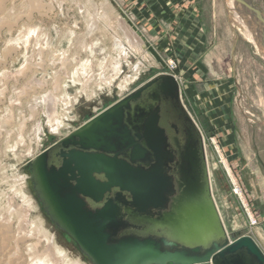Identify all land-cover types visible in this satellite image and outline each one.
I'll return each instance as SVG.
<instances>
[{
    "label": "rangeland",
    "instance_id": "374dc122",
    "mask_svg": "<svg viewBox=\"0 0 264 264\" xmlns=\"http://www.w3.org/2000/svg\"><path fill=\"white\" fill-rule=\"evenodd\" d=\"M108 1L114 13L140 34L146 43V51L153 48L165 64H160L150 52V62L131 52L124 60L122 54L119 56L123 57L122 74L112 92L107 87H97V77L90 75L86 77L87 80L91 77L87 88L88 91L95 89L96 94L90 98L80 94L83 82L74 86L69 80L71 63L60 56L49 57L44 49L43 57L37 56L40 47L36 44L30 47L21 43L18 49L23 50L17 56L11 53L12 59L4 63L3 56L10 52L12 41L25 32V26L21 30L0 31V163L13 166L10 174L21 173L25 190L27 188L26 192L35 204L31 214L42 218L58 245L73 258L81 260L82 264H94L50 215L39 192L34 165L44 151L150 79L159 74H174L181 81L183 102L204 136L207 163L212 170L209 174L213 197L230 240L250 236L264 252V56L232 22L222 0H197L199 11L193 19L182 15L184 3H162V8L168 9L171 4L176 12L170 14V9H166L157 20L155 14L152 16L148 12L152 5L147 3L133 6L127 0ZM246 1L264 12V0ZM93 6V12L104 17V0H95ZM1 9H13L15 14L0 19V24L24 18L45 30L54 45L60 37H65V49L70 48L74 41L71 35L76 34L82 39L78 43L80 60L87 61L86 58H91L94 53L101 60L107 58L103 20L99 19L101 28L90 34L89 24L74 1L61 0L57 4L54 0H0ZM166 15L173 16V19ZM155 24L160 26L158 32L154 29ZM154 59L157 66L152 64ZM171 60L175 67L169 69L166 64ZM139 63L142 69L139 77L132 80L127 90L120 92L117 84L124 77L132 76ZM62 87L66 88L74 105L69 117L65 118L66 129L57 135L49 129L40 99L53 91L59 94ZM19 133L25 137L26 143L18 152L17 163L13 155L3 158L2 152L8 137L14 142ZM31 137L35 141H31ZM15 228L14 223L0 222V250L5 252L0 253V264L27 262L26 247L21 243L20 235L15 234ZM32 239L29 242L36 243L37 250L42 251L44 243L38 244V238Z\"/></svg>",
    "mask_w": 264,
    "mask_h": 264
},
{
    "label": "water",
    "instance_id": "95a60500",
    "mask_svg": "<svg viewBox=\"0 0 264 264\" xmlns=\"http://www.w3.org/2000/svg\"><path fill=\"white\" fill-rule=\"evenodd\" d=\"M222 2L264 52V12L246 0ZM80 129L44 151L34 170L43 202L64 226L54 221L94 264L133 256L152 264H264L252 237L228 236L201 130L174 76H155Z\"/></svg>",
    "mask_w": 264,
    "mask_h": 264
},
{
    "label": "bare ground",
    "instance_id": "6f19581e",
    "mask_svg": "<svg viewBox=\"0 0 264 264\" xmlns=\"http://www.w3.org/2000/svg\"><path fill=\"white\" fill-rule=\"evenodd\" d=\"M54 1H56L57 4L61 2V0H54ZM71 1L75 2L83 18L89 24L90 34L93 31H96L101 28L99 25V19L103 20L104 22L103 23L104 24V36H103L104 51H105V54L107 55V58H105L104 60H101L99 59L98 56H96V53H94L91 58L86 56L87 61H83V58H81L80 60L78 43H80L82 39L81 38L78 39L76 37L77 36L76 34L71 35L73 36L74 41L71 43L69 49H65L63 47V40L66 39L65 37H62V38L60 37L57 40L58 43L54 45L53 43L50 42V39H51L50 35L45 30H43L42 28L36 27V24L33 22H30L29 20H25L24 18H17L15 19V21H13V23H10L8 21V22H4L0 24L1 32L12 31L14 28H18L21 30V27L25 26V32L22 35H19L18 38L12 41L13 45L8 50L10 52L6 53L3 56L4 60L2 61H4V63L7 62L12 57V54L17 56L18 53L23 50L22 48H21L22 50L18 49L21 47V43L29 44L30 47L33 44H36V46L40 47L38 49L39 53L37 54V56L43 57L44 55L43 49H44L48 53L49 57L50 56H60V57H63L64 60L71 63L72 68L69 74V80H70V83L73 84L74 86L77 85L78 83L83 82V86H82L80 94L82 93L86 94L87 98H90L96 94L97 91L95 89L92 91H88V88H87V82L90 80L91 77H94V76L97 77V80H96L97 87L99 88L107 87V89L112 92L113 86L116 85V82L120 77V74H122L121 71H122V58L123 57L120 58L122 54L124 55V58H123L124 60H126L127 58V56L125 57V55L127 53L130 54L131 52L137 58L139 56L143 59V61L145 60L148 62H150V60L152 59V58L150 59L152 55L146 51L145 49L146 43L141 39V37L139 36V33L135 31L132 27H130L123 18L119 17L118 14L114 13L113 11L114 9L111 6L112 4L110 5L109 3L110 1L104 0V17H101V14L97 12H93V9H94L93 4L95 0H71ZM229 6L232 10V11L231 10L229 11V14L231 17L230 19L232 20V22H234L236 27L240 29V31L244 34L247 40L256 47L258 53L264 56V52L259 47L254 34L244 24L243 19L240 17V15L237 12L236 13L233 12L234 11V9H232L233 7L231 5ZM13 14H15V10L13 9L11 10L1 9L0 19L10 18ZM16 44H19V46H17ZM44 44L45 46L44 48H42ZM154 62L152 64L157 66V62L155 59H154ZM42 63H44V59L42 60ZM140 64L141 63L137 65V67L135 68V73L132 76L124 77L123 79H121L122 81L117 84L120 92L123 93L125 90H127L132 80L134 81L136 77H139L138 75L140 71L142 70L140 67ZM90 75L91 77L87 80L86 77ZM178 84L180 85V89H181V81L180 82L178 81ZM65 89L66 88L63 89L62 87V90L59 94L53 91L47 97H43L42 99H40V102H42V105H43L44 114H46L47 116V122H48L47 124L49 126V129L52 131V133L57 134V135H60L62 132L61 130L65 128V126L68 125L65 121V118L69 117V111L72 110V107L74 105L71 97L69 96L68 92ZM181 98H182V91H181ZM74 100L75 102L77 101L76 98ZM182 102H183V99H182ZM83 129H80L78 131L76 130L75 133L80 132ZM21 134L19 133L17 135V138L14 139V142H11L9 137L7 141L5 140L6 143L5 142H4L5 144L3 143L4 144L3 145L4 150L2 152L3 158L4 157L8 158V157H11V155H13V157L16 158V162L18 163L19 157H20V154L18 156V152H20L19 151L20 148H22V146H24V144L26 143L25 141L26 139H24L25 137L23 138ZM67 136L70 137L71 135L70 136L67 135ZM35 137H37V135ZM30 140L35 141V138L31 137ZM37 140L38 139L36 138V141ZM203 140H204V136H203ZM37 143H39V141H37ZM204 146H205V153L207 155V152H206L207 148H206L205 141H204ZM29 149L31 150L30 147ZM207 157L208 156H206V158ZM11 167L13 166L12 165L9 166L8 163H5V162L0 163V222L3 221L4 223H14L16 225L14 232L15 234L20 235L19 237H20L21 243L26 247V250H25L27 252L26 255L28 254L27 255L28 258L26 259L27 261L26 264H28V261L31 262V264H82L81 260H76L65 249H63L61 246L58 245L54 236H52L50 231L47 230L46 225L44 224L41 217L33 216L31 214L30 211L35 208V204L33 203L34 200L26 192L27 188L25 190V180L21 176V173L19 172L15 174L14 173L10 174ZM207 167H208V172L210 173L212 170L210 169L209 162L207 163ZM41 197H42V200L46 201V198L43 195ZM49 213L53 217L54 220L59 221L58 223L61 226H64V224H62L61 222L62 220L59 219L58 217H55L56 214L52 208L49 210ZM32 238L34 239L38 238L37 240L38 244H41V242L44 243L45 246H43L42 251L39 252L37 250L36 243L29 242L33 240ZM2 251L0 253H2ZM7 254H9V251ZM8 256H10V254ZM125 264H152V263L150 260H146L141 257L133 256V257L127 258L125 260Z\"/></svg>",
    "mask_w": 264,
    "mask_h": 264
},
{
    "label": "crops",
    "instance_id": "0c3cea01",
    "mask_svg": "<svg viewBox=\"0 0 264 264\" xmlns=\"http://www.w3.org/2000/svg\"><path fill=\"white\" fill-rule=\"evenodd\" d=\"M196 1L197 0H127V3H130L133 6L135 4L144 5V3L152 5L151 8L150 7L148 8V12L152 13V16H153V14H155L154 15V19H156V20L159 19L162 15H164V13L167 10H169V9H170L169 12H171L170 14H173V12H176V10L173 11V8H172L171 4L174 5V3L175 4H179V3L183 4L184 3V6L182 7V15H184V17L186 19L187 18L188 19H193L195 16L198 15V11H199L198 4H197ZM162 3H164V4L171 3V4H170V6L167 9V7H165V6H163V8L160 6ZM166 17L173 19V16H169V15L167 16L166 15ZM158 28H160V26L155 24L154 29H156L157 32L159 31ZM196 34H199V33H196ZM139 36H140V34H139Z\"/></svg>",
    "mask_w": 264,
    "mask_h": 264
},
{
    "label": "built area",
    "instance_id": "2783aa9c",
    "mask_svg": "<svg viewBox=\"0 0 264 264\" xmlns=\"http://www.w3.org/2000/svg\"><path fill=\"white\" fill-rule=\"evenodd\" d=\"M166 66L170 69L171 66H172V67H175V63H174V61L171 60L170 62H168V63L166 64ZM170 75L174 76V78L177 80V82H178V81L180 82V79H179L177 76H175L174 74H170Z\"/></svg>",
    "mask_w": 264,
    "mask_h": 264
},
{
    "label": "flooded vegetation",
    "instance_id": "af4514ba",
    "mask_svg": "<svg viewBox=\"0 0 264 264\" xmlns=\"http://www.w3.org/2000/svg\"><path fill=\"white\" fill-rule=\"evenodd\" d=\"M242 264H246V260L244 258H241Z\"/></svg>",
    "mask_w": 264,
    "mask_h": 264
}]
</instances>
